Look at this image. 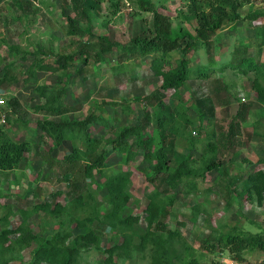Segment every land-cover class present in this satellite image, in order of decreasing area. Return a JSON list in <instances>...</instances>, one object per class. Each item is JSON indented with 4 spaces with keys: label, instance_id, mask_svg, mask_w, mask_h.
I'll use <instances>...</instances> for the list:
<instances>
[{
    "label": "rangeland",
    "instance_id": "374dc122",
    "mask_svg": "<svg viewBox=\"0 0 264 264\" xmlns=\"http://www.w3.org/2000/svg\"><path fill=\"white\" fill-rule=\"evenodd\" d=\"M24 1L28 7L22 9L16 5L17 0H0V51L9 64L18 65L15 75L19 77L14 86L6 84L0 87V98L6 102L14 99L19 101L20 116L27 118L29 123L24 126L16 122L8 128L17 142L29 141L33 144L32 151L25 154L18 169L0 172V234L4 230L9 231L7 247L12 249L2 256L1 261L6 259L7 264H48L37 261V251L40 245L56 239L72 255L71 264H152L153 247L140 248V237L153 227L149 226L147 194L164 187L148 181V171L138 169L139 161L119 164V156L111 152V146L107 147L111 152L107 159L108 172L117 173L118 168L132 171L130 191L133 200L129 209L139 214L140 218L127 230L134 235L133 243L137 246L113 251L112 247L116 248L124 239L106 224L97 228V233L101 232V240L97 245L86 243L77 237L87 232L77 225V220H73L78 213L72 220L53 219L38 208L39 204L55 202L66 206L73 199L64 165L58 164L51 168L49 164L50 160L62 161L73 146L66 141L62 147L53 149L55 141L42 133L38 125L45 115L38 111L45 103L39 88L48 86L65 88L63 97L68 108L66 115L70 118L79 119L93 111L97 115L102 112L109 125H95L93 133L105 142L115 132L139 125L148 111L154 110L163 116L176 104H186L193 122L186 129V136L190 135L192 140L186 136L175 138L178 147L177 155L171 157L173 166L192 151L195 142L197 150H201L207 145L212 132L215 136L221 130H228V124L240 104H250L247 121L242 125V146L221 154V167L209 172L206 180L186 179L177 185L171 192L177 197L173 205L168 207L170 215L164 220L169 230L182 235L172 244L175 255L179 257L187 256V260L195 257L200 264H264V252L259 249L245 252V261L242 263L235 261L227 248H218L217 253L203 250V241L208 237L218 239L221 234L235 227L264 236V78H257L254 72L243 74L228 65L235 57L234 50L247 46L248 55L252 57L255 51L259 52L260 60L264 63V46H259L262 39L251 21L247 20L254 11L264 12V1L238 0L242 4L237 12L239 19L226 20L219 35L214 37L219 36L217 58L224 62V67L210 70L204 77L192 75L178 93L160 91L162 79L152 75L150 57H130L121 61L118 49L106 54V62L103 59L104 63L98 69L93 65V60H89L80 73L75 71L74 64L70 65L69 71L61 69L56 73L43 72L39 68L42 61L55 68L56 62L63 56L77 55L84 60L86 55H94L103 45L102 38L127 45L137 34L143 35L142 30L149 28L153 18L151 13L138 14L137 7L122 0L121 13L111 17L108 15L111 2L102 0V9L92 15L93 28L89 29L84 22L77 21L78 27L90 34L89 37L79 38L71 35L67 23L68 17L77 20L70 0H39L33 4L30 0ZM151 1L159 13L170 19L173 28L181 27L192 33L200 18L206 15L205 19L211 22L220 12L219 7L211 8L204 0ZM231 13L230 7L222 11V15L227 18L232 16ZM109 19V25L104 27V20ZM13 46L18 47L19 52L8 54L7 49ZM173 56L178 59L180 55L175 52ZM190 57L193 66L204 67L210 63L209 54L204 50ZM31 66H35L36 75L33 79L26 75ZM60 77L62 85H59ZM27 78L29 81L25 84ZM153 95L163 99L165 110L158 108L159 104ZM4 110L10 109L4 106L2 112ZM198 131H201L200 135ZM148 132H152L151 127ZM99 181L104 182L105 179ZM93 189H97L96 185ZM106 194L104 190L99 191L97 201L90 203L92 212L94 208L98 209L102 218L109 209ZM24 228L31 237L27 244L17 243ZM69 261L65 257L61 264H68ZM173 264L180 263L175 261Z\"/></svg>",
    "mask_w": 264,
    "mask_h": 264
},
{
    "label": "trees",
    "instance_id": "16d2710c",
    "mask_svg": "<svg viewBox=\"0 0 264 264\" xmlns=\"http://www.w3.org/2000/svg\"><path fill=\"white\" fill-rule=\"evenodd\" d=\"M30 1L33 4L39 0ZM109 1L111 6L108 9V15L116 17L121 13L120 1L122 0ZM126 1L134 5L135 8L137 7L138 14L149 12L153 15L149 28L146 29L142 26L146 29L142 30L143 35L137 34L131 43L123 46L116 42H110L107 38H102L101 44L103 45L99 46V49L96 48L97 51L94 52V55L88 54L84 60L79 59L77 55L63 56L58 59L55 68L42 61L39 67L40 70L53 73L59 72L61 69L69 71L70 65L74 64L75 71L80 73L88 65L89 60H93V65L98 69L103 65L106 54L118 49L121 61L130 59V57H150L149 69L152 75L162 79L160 91H175L178 93L192 78V75L204 77L208 75L210 70H221L224 67V62L217 58L219 36L214 37L219 35L220 30L226 24V20L239 19L240 16L237 12L242 4L238 0H204L206 4L211 5V8L219 7L220 12L211 22L205 19L206 15L203 16V19L200 18L194 33L181 27L173 28L170 19L157 11L151 0ZM24 2V0H17L16 5L18 4L20 8L24 9L28 7V4ZM70 3L77 18V20L71 17L67 18L71 35L79 38L89 37L90 34L78 27L77 21L84 22L89 29L93 28L92 15L102 9V0H70ZM227 7L232 10V16L228 18L226 15H222V11ZM247 20L251 21L252 27L257 35L261 37L262 40L259 46L262 48L264 46V12L254 11V14ZM109 22L110 19L104 20L103 26L107 27ZM7 50L8 54L19 52L16 46ZM200 50H204L206 54H209V65L204 67L192 65L190 55ZM175 52L180 55L178 59L173 56ZM255 53L254 56H249L248 46L240 49L236 48L234 50L235 57L228 65L230 68L238 69L243 74L247 75L249 72H254L257 78H264V63L260 60L259 52L255 51ZM0 65V87L6 84L14 86V83L17 80L19 81L18 75H15L18 65L9 64L8 60L2 56L1 51ZM34 71L35 66H31L26 75L28 74L33 79V76L36 75ZM21 74L20 72L19 75ZM28 81V78L25 79V84ZM61 82L60 77L59 85H62ZM256 88L260 89L257 84ZM63 89L65 88L59 87L57 89L48 86L39 88L40 96L45 99V103L38 108V111H42L45 115L42 120L38 121V125L42 133L55 141L53 149L62 147L66 141L71 142L73 146V149L63 157L62 161L50 160L49 163L51 168L58 164L64 165L65 174L68 176V184L72 188L70 196L73 199L66 206L55 202L54 204H39L38 208L53 219L69 218L72 220L73 216L78 213L73 220H77V225L85 228L87 232L82 235L78 234L77 237L86 243L97 245L101 240V232L97 233V228L104 227V224H106L112 226L124 239L122 244L116 248L112 247L113 251H116V249L128 250L133 246H137L133 243L134 235L127 230L140 218L139 214H135L134 211L132 212L129 209L133 200L130 191L132 171H121L118 168L117 173L108 172L109 163L107 159L113 151L119 156V164L125 165L139 161L137 164L138 169L148 171V181L153 185L160 184L164 187L162 190L158 188L147 194L148 211L150 213L149 226L153 227L140 237V248L145 249L150 245L153 247L152 264H173L175 261L180 264H200L198 258L193 257L187 260V256L183 258L175 255L172 244L177 239H181L182 235L175 230H169L164 220L170 215L168 207L173 205L177 197L175 194L171 195V192H174L177 185L183 183L186 179L201 178L206 180L209 172L221 167L223 163L220 159L221 154L230 152L236 146H242V125L247 121L251 105L241 103L236 115L228 124V130H221L215 136V133L212 132L208 137L205 148L197 150L196 142L192 141L194 143L191 148L192 151L182 156L173 166L171 165V157L177 155L176 148L178 147L175 145V138L177 136L185 137L186 129L193 125L186 104H176L168 114L163 116L154 110L148 111L139 125L119 130L113 136L111 135L109 141L105 142L103 139L96 138L93 133L95 125L106 127L109 125L102 112L97 115L96 111H93L79 119L70 118L66 115L68 108L64 103ZM153 97L157 99L158 108L165 110L163 99L154 95ZM4 106L10 109L4 111H9L10 115L14 117L7 126L0 128V172L18 169L25 154L31 152L33 146L32 142L29 141L17 142L12 137L10 128H8L16 122L18 125L24 126L29 123L27 118L20 116L21 105L19 101L14 99L5 102L3 106H0V113ZM57 117L60 120L57 121ZM150 127L152 132H148ZM200 134L201 131H198V135ZM186 137L191 139L190 135ZM108 146L112 147L111 152L108 151ZM99 179H105V181L100 182ZM256 179L254 178V180ZM94 185L97 187L96 190L93 189ZM102 190L107 193L106 201L109 205V209L103 218L98 209L94 208L92 212L93 208L90 207V203L97 201L96 195ZM85 214L88 216L84 217ZM22 231V237L17 243L27 244L31 234L28 233L26 228ZM9 234L8 230H4L0 234V264H7L5 258L4 262L1 261L2 256L4 257V254L12 251L11 248L7 247ZM215 239L214 236H211L204 240L203 250L209 253H217L218 248H227L232 258L240 263L245 261V252L247 251L259 249L264 252V236L249 233L239 227H235ZM37 252V261L39 262L61 264L66 257L70 259L68 264H71L72 255L56 239L40 245Z\"/></svg>",
    "mask_w": 264,
    "mask_h": 264
},
{
    "label": "built area",
    "instance_id": "2783aa9c",
    "mask_svg": "<svg viewBox=\"0 0 264 264\" xmlns=\"http://www.w3.org/2000/svg\"><path fill=\"white\" fill-rule=\"evenodd\" d=\"M5 99L4 98H0V106L5 104ZM13 119V117L10 115L9 111H3L0 113V128L5 127L8 125L9 121ZM238 264V263H235Z\"/></svg>",
    "mask_w": 264,
    "mask_h": 264
}]
</instances>
